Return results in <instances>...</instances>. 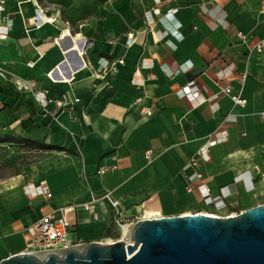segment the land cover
<instances>
[{"label": "crops", "instance_id": "0c3cea01", "mask_svg": "<svg viewBox=\"0 0 264 264\" xmlns=\"http://www.w3.org/2000/svg\"><path fill=\"white\" fill-rule=\"evenodd\" d=\"M17 1H5L10 27L0 61L49 98L66 93L78 101L56 111L58 122L38 113L28 91L0 80V127L54 145L0 179V259L26 251L36 222L61 207H69L74 243L124 238L107 201L81 206L91 191H109L126 221L152 213L227 215L264 203V49H255L264 45V0H29L21 14ZM38 9L54 21L26 33ZM64 21L71 38L61 36ZM85 40L91 65L100 57L123 62L94 77L75 52ZM57 68L67 81L50 80L46 73ZM189 81L205 99L199 104L174 93ZM224 87L246 103L234 104L219 92ZM208 137L216 142L194 168L189 161ZM100 165L109 168L98 174ZM43 180L50 197L33 192ZM202 182L210 188L205 197Z\"/></svg>", "mask_w": 264, "mask_h": 264}, {"label": "water", "instance_id": "95a60500", "mask_svg": "<svg viewBox=\"0 0 264 264\" xmlns=\"http://www.w3.org/2000/svg\"><path fill=\"white\" fill-rule=\"evenodd\" d=\"M0 264H264V203L227 215L142 217L124 238L20 251Z\"/></svg>", "mask_w": 264, "mask_h": 264}, {"label": "built area", "instance_id": "2783aa9c", "mask_svg": "<svg viewBox=\"0 0 264 264\" xmlns=\"http://www.w3.org/2000/svg\"><path fill=\"white\" fill-rule=\"evenodd\" d=\"M6 0H0V42L7 39L9 36V19L10 15L2 16V12L4 11V5ZM23 1H29V0H19L17 1L18 6V13L21 14V9L19 7L20 3ZM154 13L157 14L158 10L154 9ZM169 13H171L169 11ZM171 15V14H170ZM31 25H26L24 30L26 33H28L32 29H39L42 27L45 23H52L54 19L51 16H45L41 13V9L37 10L35 15L31 17ZM152 22V19H148V23L150 24ZM64 23L67 26V29H64L61 31V36L66 35L71 38V34L69 31V22L64 21ZM150 29V27H149ZM166 32L173 35L175 38H182V35L177 30V28H168L166 29ZM237 35L241 41H245L247 36L245 33H242L240 31H237ZM62 36V37H63ZM55 40V39H54ZM127 44H130L133 42V35L132 33H127ZM80 49H75V52L77 56L79 57L81 68H88L90 70L91 75L94 77H99L104 74V71L109 70L110 72H113L116 70L117 65L123 62L122 58H119L117 60H111L109 61L106 58L100 57L98 59V63L96 66L91 65L90 62L85 60L83 56L86 54V50L88 47V42L85 40L82 42L81 45H79ZM255 49L257 52H261L262 49H264V45H262L260 42L255 44ZM25 64L29 67L34 65V61H26ZM47 76L50 78V80H54L55 78H63L64 74L62 71L57 68L56 70H50L47 73ZM70 78H72V75H70ZM69 78V79H70ZM0 80L5 81L8 83H11L17 90H24L28 91L32 97L33 101L36 106V110L38 113H40L42 116L50 117L51 119H54L58 121V116L56 115V111L58 109H61V111H65L68 108L71 107V105L78 101V98H72L68 94L63 93L59 98L51 99L47 96L46 90L39 89L36 86V83L33 81L25 80L19 77L15 71H13L8 63H4L0 61ZM68 80V78H67ZM219 92H222L224 94H227L230 99L234 102V104L238 106H243L246 103V99L242 98L238 94L232 93V90L230 87H224L221 88ZM174 93L178 97L185 98L188 101H192L195 104H199L205 99L200 96V91L195 84L194 81H189L188 83L179 86L174 90ZM141 100V98H137L134 101L135 103H138ZM52 103V107H49V104ZM142 113H148V109L145 107L141 108ZM262 117H264V113H261ZM59 122V121H58ZM216 142V139L212 137H208L204 143L197 149L195 152L196 158L192 157L189 161V164L193 166L194 168L198 165L197 158L206 155L208 149L210 146H212ZM107 166L100 165L97 168V173L103 172L106 170ZM194 176L197 179H201L202 175L201 173L196 170L194 172ZM193 188L191 184H188L186 189L187 191H190ZM198 189L201 192V194L205 197L210 194V188L207 185L206 182H202L198 185ZM29 193V190H27ZM34 194L37 195H44L45 197H50L51 193L49 191V188L46 184V182L43 180L34 188ZM105 200L110 205V207L114 211V223L116 226L119 223L129 224V226L136 221L137 219H140L142 217H151L155 215H160L159 213H152L151 215L144 216L139 215L135 216L131 221H126L120 210V203L117 199H114L109 191H103L100 193L90 192L89 198L87 201H84L81 203V206L85 209H90L93 207L94 203L97 201ZM69 210V207H61L57 210L48 212L44 214L35 225V233L31 239L30 246L26 249V251L29 252H37V253H44L51 250H57L63 247L72 246L74 243L68 236L69 234V227L70 223L67 219V211Z\"/></svg>", "mask_w": 264, "mask_h": 264}, {"label": "rangeland", "instance_id": "374dc122", "mask_svg": "<svg viewBox=\"0 0 264 264\" xmlns=\"http://www.w3.org/2000/svg\"><path fill=\"white\" fill-rule=\"evenodd\" d=\"M54 145L43 140L24 138L5 125L0 127V179L21 171L44 158Z\"/></svg>", "mask_w": 264, "mask_h": 264}, {"label": "bare ground", "instance_id": "6f19581e", "mask_svg": "<svg viewBox=\"0 0 264 264\" xmlns=\"http://www.w3.org/2000/svg\"><path fill=\"white\" fill-rule=\"evenodd\" d=\"M76 43V42H75ZM74 43V44H75ZM76 45V44H75ZM72 48H74L73 46L72 47H70L69 48V50L70 49H72ZM76 48L77 49H80V47H79V45L78 46H76ZM75 48V49H76ZM64 81H67V79H64ZM208 214V213H207ZM211 215H214V214H211ZM117 227H118V229H119V236L120 237H125L126 235H127V233H128V230H129V224H124V223H119L118 225H117Z\"/></svg>", "mask_w": 264, "mask_h": 264}]
</instances>
